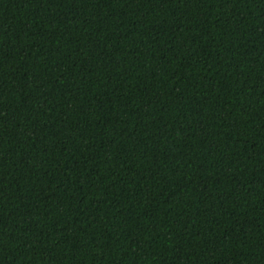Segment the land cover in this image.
I'll return each instance as SVG.
<instances>
[{"label":"trees","instance_id":"16d2710c","mask_svg":"<svg viewBox=\"0 0 264 264\" xmlns=\"http://www.w3.org/2000/svg\"><path fill=\"white\" fill-rule=\"evenodd\" d=\"M0 264H264V0H0Z\"/></svg>","mask_w":264,"mask_h":264}]
</instances>
